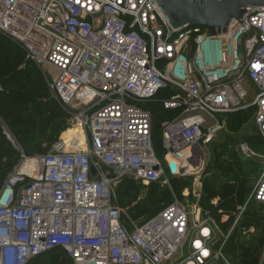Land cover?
I'll return each mask as SVG.
<instances>
[{"label":"built area","instance_id":"2783aa9c","mask_svg":"<svg viewBox=\"0 0 264 264\" xmlns=\"http://www.w3.org/2000/svg\"><path fill=\"white\" fill-rule=\"evenodd\" d=\"M0 36L53 70L51 82L43 73L51 96L81 132L28 158L2 126L18 160L0 188V264L54 250L70 264H232L208 211L174 200L137 222L116 188L158 183L171 162L198 171L220 117L252 111L264 143V8H248L209 38L201 28L173 29L154 0H0ZM244 82L257 88L251 97ZM153 102L176 114L160 125L163 161L153 115L139 105ZM240 153L261 169L239 209L264 207V154L247 145ZM29 160L39 176L23 169ZM257 260L264 264V243Z\"/></svg>","mask_w":264,"mask_h":264},{"label":"rangeland","instance_id":"374dc122","mask_svg":"<svg viewBox=\"0 0 264 264\" xmlns=\"http://www.w3.org/2000/svg\"><path fill=\"white\" fill-rule=\"evenodd\" d=\"M25 60L27 59L24 57V61ZM2 64L5 68H8L10 63L5 62ZM36 68L42 73V76L43 73H45L47 81L51 82L54 72L49 66H36ZM2 81L0 74V93L11 94L16 98L27 99L25 98V94L18 96L9 88L2 86ZM46 84L48 87L47 82ZM243 87L249 97L257 92V88L249 82H244ZM171 94L172 91L167 89L162 91L155 100L161 101ZM48 98H50V95L47 91L46 94L34 96V102L36 104H44ZM139 105L149 110L153 115V147L156 156L163 161L160 125L161 122L173 118L176 114L173 112H162L159 106L160 104L156 102L149 104L142 103ZM62 111L65 115L67 114L65 110L62 109ZM67 116L66 129L58 136L57 142L62 138L66 139L70 134L69 115ZM224 119L226 120H222L225 125L223 129L218 132L207 146L201 145L204 158L198 171L191 174H182L166 170L165 176L158 183L148 186L138 184L136 187L137 190L135 191V195L137 196L135 202L128 207H135L140 201L148 200L152 195H157V199L155 197V202L159 207L174 200H178L190 207L203 210L206 204L208 205L210 202L211 206L208 210L204 211L209 212V216L212 218L216 231L218 232L217 235H219V239L221 240L220 244H224L227 257L232 264H252L258 258L264 243V207L252 201L247 209L241 210L239 208L243 205H239L240 207L238 206L235 211L228 215H220L218 219V214L215 212L217 207H214L212 202L219 199V196H217L218 190L227 185L238 187L240 184L245 188L244 200H247L258 182L261 168L257 159L245 160L240 153V147L241 145H247L258 155H263L264 143L257 135V131L251 121L244 119V122L238 124L239 128L236 130L232 127V124H234L233 119ZM15 140L20 147L18 140L16 138ZM39 140L43 141L41 139ZM57 142L53 143L52 146ZM226 144H228L227 147H225ZM10 146L12 150H14L12 145ZM40 146L43 148L47 147L48 150L51 147L45 142H42ZM229 167L234 169L235 174L227 171ZM237 191L238 189L236 193ZM156 205L150 204L148 207L149 209H153ZM125 210H127V208H125ZM130 214V217L135 220L132 216V212ZM146 215L148 214L145 213V216ZM245 223H247L248 229L243 227ZM240 226H242V230L239 229ZM238 230H240L239 237H236L232 242L234 233ZM130 231L131 230H129V232Z\"/></svg>","mask_w":264,"mask_h":264},{"label":"trees","instance_id":"16d2710c","mask_svg":"<svg viewBox=\"0 0 264 264\" xmlns=\"http://www.w3.org/2000/svg\"><path fill=\"white\" fill-rule=\"evenodd\" d=\"M24 57L26 58L25 53L17 44L0 36V74L3 80L2 86L9 88L18 96L25 94V98H27H16L11 94L0 93V188L4 183V179L16 166L18 160V153L12 150L11 144L3 135L2 126L18 140L25 156L33 158L44 156L51 151L53 143L57 142L58 136L66 129V121L68 119L67 114L65 115L57 101L51 96L42 73L38 71L34 63L29 60L24 61ZM5 62L10 63L8 68H5L2 64ZM47 91L50 98L44 104H36L34 96L46 94ZM252 117V111H248L227 116V119L234 120L232 127L237 130L240 122H244V119L252 122ZM42 142L47 143L49 147L51 146L49 150L47 147L43 148L40 146ZM227 146L228 144L225 147ZM227 171L235 174L234 169L231 167L227 168ZM138 184L140 183L133 180H123L116 188V198L119 207L123 209L127 208L129 214L132 212V216L137 222H142L156 214L162 206L156 205L155 197L157 199V195H152L148 200L140 201L135 207H128L135 202L137 197L135 191ZM245 192L242 184L238 187L227 185L218 190L217 196H219V199L217 208L215 209L218 219L220 215H228L235 211L239 205L242 206L245 202ZM150 204H155L156 207L149 209L148 206ZM210 206L209 202L203 210H208ZM145 213L148 215L145 216ZM243 227L249 228L247 223ZM239 229L242 230V226ZM240 230L235 231L232 242L236 237H239ZM257 261L256 259L252 264H257ZM42 263L70 264L66 254L59 250L36 257L28 264Z\"/></svg>","mask_w":264,"mask_h":264},{"label":"water","instance_id":"95a60500","mask_svg":"<svg viewBox=\"0 0 264 264\" xmlns=\"http://www.w3.org/2000/svg\"><path fill=\"white\" fill-rule=\"evenodd\" d=\"M173 29L201 28L209 38L225 33L233 21H241L251 7L264 8V0H154ZM195 160L192 165L197 166ZM94 174V171L92 170Z\"/></svg>","mask_w":264,"mask_h":264},{"label":"bare ground","instance_id":"6f19581e","mask_svg":"<svg viewBox=\"0 0 264 264\" xmlns=\"http://www.w3.org/2000/svg\"><path fill=\"white\" fill-rule=\"evenodd\" d=\"M72 135V138L74 139H81V132L78 128V126H74V128L70 129V134L68 137H70ZM75 142V140H74ZM38 162L36 160H29L23 169H25L26 171H30L33 170L37 176H39L40 172H39V166H38ZM172 165V170L174 173H182V174H191L193 173L195 170H193L192 166L186 164V163H181V162H171Z\"/></svg>","mask_w":264,"mask_h":264},{"label":"crops","instance_id":"0c3cea01","mask_svg":"<svg viewBox=\"0 0 264 264\" xmlns=\"http://www.w3.org/2000/svg\"><path fill=\"white\" fill-rule=\"evenodd\" d=\"M224 118H227V116H226V117H222V118H221V121H222V120H226V119H224ZM224 126H225V125H224Z\"/></svg>","mask_w":264,"mask_h":264}]
</instances>
